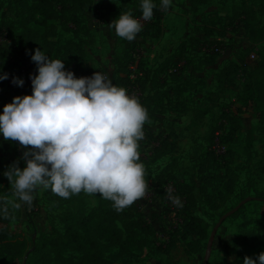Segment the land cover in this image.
I'll use <instances>...</instances> for the list:
<instances>
[{"label": "rangeland", "instance_id": "374dc122", "mask_svg": "<svg viewBox=\"0 0 264 264\" xmlns=\"http://www.w3.org/2000/svg\"><path fill=\"white\" fill-rule=\"evenodd\" d=\"M156 3L159 4V0ZM35 4L37 0H0V30H6L11 41V54L4 59L7 64L0 67V75L9 73L7 79L0 80V112L14 96L31 93L32 89L22 91L12 78L19 72L29 75L37 72V65L31 58L36 48H41L53 59L65 60L67 69L74 67L71 41L77 40L76 33L60 25L58 36L42 38L33 28L35 21L30 18L31 7ZM245 4L254 14L255 21L263 24L264 0H172L162 23L148 32L144 29L147 21L140 15L139 0H94L85 14L82 24H87L90 35L83 31L81 36L91 41L86 46L88 55L101 72L114 82L117 65L137 44L141 48L144 65L140 68L143 74L137 77L138 81L153 89L174 91L175 98L178 97L169 103L163 96L152 101L147 108L149 120L144 125L145 135L139 141L140 160L145 167L148 188L145 196L135 202L142 206L155 227L154 241L157 245L168 242L173 226L182 223L184 218L174 217L164 196L155 191L157 185L153 177L159 172L170 174L172 178L169 182L195 186L197 206L194 212L206 221L208 227V236L202 241L201 250L191 253L186 251V241L182 239H178L177 244L166 253L155 247L144 234L140 248L129 255L119 254L117 246L99 239L107 258L106 264H242L245 255L256 257L264 251V232L259 230L264 225V201L257 199V194L264 192V143L261 133L264 106L247 103L251 97L244 91V72L237 69L240 54L247 50H252V53L257 51L256 44L238 23L241 7ZM129 10L141 18L143 24L132 41L119 37L115 28L108 26L121 11ZM207 38L221 41L222 52L215 58L199 56L200 42ZM250 56L252 60L257 58V54ZM182 57L189 61L187 66L180 67L185 61L176 63ZM175 65L182 69L180 78L170 76V69ZM167 71L169 75L163 81ZM254 98L258 95L254 94ZM230 106L238 110L242 121L237 123L233 139L226 141L223 139L225 134L219 136L215 128L227 120L225 115L229 114ZM217 137L224 143L226 151L230 149L226 155L228 162L221 166L214 164L208 154ZM8 142L11 154L16 159L22 157L26 149L17 141ZM158 146H165L167 151L154 161L152 158L157 154ZM20 162L23 167L25 161L20 159ZM7 166L0 168V183L7 186L0 202L21 204L19 208L9 204L7 216L12 225L20 226L22 238L26 240L23 257L17 264H60L51 251H38V245L45 235L63 232V214L69 208L78 210L79 204L53 200L46 196L47 189L41 187L36 190L37 213L30 217L25 203L18 200L10 180L3 174ZM229 178L233 179L234 186L233 191L227 193ZM203 184L212 197L210 203L201 189ZM86 196L88 209L98 203V194ZM246 198L251 200L218 226L222 216ZM213 203L219 207L213 208ZM252 232L255 234L248 241H242ZM66 255L78 258L81 253L67 250ZM233 257L238 259L234 262Z\"/></svg>", "mask_w": 264, "mask_h": 264}, {"label": "clouds", "instance_id": "9594fccd", "mask_svg": "<svg viewBox=\"0 0 264 264\" xmlns=\"http://www.w3.org/2000/svg\"><path fill=\"white\" fill-rule=\"evenodd\" d=\"M139 4L142 19L150 20L156 0ZM171 4L172 0H159L165 11ZM108 26L132 41L143 24L129 10L121 11ZM31 58L37 65L31 74V93L14 96L0 112L4 140L17 141L26 149L3 173L18 200L30 206L41 187L63 198L83 191L111 200L122 211L144 197L148 182L139 141L149 115L139 97L99 70L77 76L65 67V60L53 59L39 47ZM8 76L3 72L0 80ZM12 82L23 86L25 81L14 76ZM20 159L25 161L23 167ZM170 198L181 205L178 196L170 193ZM9 204L21 207L15 201L0 202V216L8 215ZM242 264H264V251L256 257L245 255Z\"/></svg>", "mask_w": 264, "mask_h": 264}, {"label": "trees", "instance_id": "16d2710c", "mask_svg": "<svg viewBox=\"0 0 264 264\" xmlns=\"http://www.w3.org/2000/svg\"><path fill=\"white\" fill-rule=\"evenodd\" d=\"M93 3L94 0H37V4L31 7L30 18L35 21L33 28L38 31L42 38H52L55 35L58 36L57 31L60 25L66 30L74 34L76 33L77 40L71 41L73 45L71 60L75 66L69 69L74 70L77 76L92 75L97 70L101 71L88 56L86 46L88 44L90 45L91 41L89 42L86 40L88 38L81 36L83 31H85L87 35H90L87 24L82 23H84L83 18L87 11L93 6ZM69 11H72V14H69ZM164 14L165 10L161 9L159 4H157V7L154 9L153 19L144 29L148 32L154 26L161 24ZM238 19V23L242 24L249 39L257 46V58L255 60H252L250 56L252 50H247L237 57V61L239 62L237 69L238 71L242 70L244 72L243 79L246 81L244 91L249 98L251 97L250 101L247 103L250 105L256 104L258 106H264V23L261 24L260 21H255L254 14L246 4L243 8L241 7V13ZM206 44H216L219 48H222L221 41L209 40L208 38L204 39L200 42V46L197 50L199 51V56L215 58L220 54V52L200 53L202 47ZM136 46L137 44L128 51L127 58L117 65L114 83L126 87L129 93L132 92L136 83H139L142 94L138 95V97L146 108H149L152 101L158 98V96L165 97L168 103L177 99L178 97L175 98L174 96V91L159 90L157 88L153 89L152 86L141 84L138 78L133 79L131 77L130 63L133 59L132 51ZM8 54H11V50L8 47L0 48V67L5 63L4 59ZM184 59L186 58H179L176 63H181V61H185ZM6 64L7 63H5V65ZM188 64L189 61L186 60L180 67L187 66ZM143 66L142 63L141 69ZM174 67L175 68L170 69V76H179L180 78L182 69L176 65ZM168 75L169 73L167 71L163 77V81H165ZM15 76H19L25 81L23 86L20 87L22 91L32 89L31 75L19 72ZM153 77L155 76L153 75ZM160 77H162V74ZM254 94L258 95V98H254ZM177 102L178 101H176V103ZM237 111L238 110H235L233 106H230V110H228L229 114L225 115V119H227L225 120L226 123L222 122L215 128V131L222 130L219 136L225 134L223 139L226 141H231L233 139L237 126L242 121ZM262 121L261 133L264 143V116H262ZM157 150V154L152 158L154 161L160 158L163 152L167 151V148H165V146H158ZM229 152L230 149L226 151L222 157H219L216 151L210 148L208 154L214 164L221 166L228 162L226 161V155ZM16 160L14 155L9 151L8 140H4L2 134H0V168L10 165ZM171 178L172 176L168 173L159 172L155 174L153 181L154 184L160 186V188L156 190L159 194H166L163 187L169 183V179ZM172 183L177 189L175 195L178 196L181 201L179 208L182 218H184L182 223L173 226L174 229L170 232V240L158 245L154 241L156 235L155 227L138 202H134L130 206L125 207L122 211H117L113 207V202L111 200L104 199L102 196L98 195V203L88 209L86 202L87 196L83 191L79 194H73L69 198H63L53 193L51 189H47V197L62 202L63 204L76 202L79 204V209L75 210L69 208L65 211L62 217L64 231L45 235L43 241L38 245V251L41 249L51 251L57 256L60 264H106L107 258L101 249L99 239H103L117 246L119 248V254L129 255L140 248L142 244L141 236L145 234V238L148 237L155 247L161 249L163 252L168 253L171 247L177 244L176 241L178 239L186 241L185 249L187 252H199L201 250L202 241L208 236V227L206 221L194 212L197 206V197L194 192L195 186L190 183ZM233 186L234 181L232 178H229L226 182L227 193L233 191ZM6 187V185L0 183V200L3 193L6 191ZM201 189L207 195L209 203L212 202V197L206 190L204 184ZM257 195V199L264 201V192H259ZM212 207L218 208L219 205L213 203ZM25 209L30 217L37 213L38 196L36 190L34 192L32 204L29 206L25 203ZM259 230L264 232V225H261ZM21 232L20 226L18 224L12 225L8 216H0V264H17L23 257L26 240L22 238ZM254 234L255 232H252L242 241H248ZM67 250L78 251L81 253V256L78 258H71L66 255Z\"/></svg>", "mask_w": 264, "mask_h": 264}, {"label": "built area", "instance_id": "2783aa9c", "mask_svg": "<svg viewBox=\"0 0 264 264\" xmlns=\"http://www.w3.org/2000/svg\"><path fill=\"white\" fill-rule=\"evenodd\" d=\"M140 15H142V13ZM151 20H152V18L150 20H146L147 21L146 23L148 24ZM10 42L11 41H10V38L8 37V33L6 32V30H0V48L1 47L10 48ZM213 52H222V48H219L216 44H206L202 47V51L200 53L203 54V53H213ZM132 54H133V59L131 60V63H130L131 77L133 79H136L139 75L143 74L141 69H140L141 64H142V62H141V57H142L141 48L136 46L135 49L132 51ZM255 56H256V52H253L252 57H255ZM182 64H184V63H182ZM24 71H25V69H24ZM131 94H134L137 96L142 94V89H141L139 83H136V85L132 89ZM221 133H222V130H219L217 132L218 135H220ZM217 139H219V137L216 138V142L214 144L213 149L216 151V153L219 157H222V155H224L226 152V148H225L224 143H222L221 141H219ZM159 188H160V186H157L154 189L156 191ZM152 190L153 189H150V192H152ZM163 190L166 192V194L163 196H164V200L167 202L169 210L172 211V213L175 215L174 217H176V218H179V216L181 217L182 214H181L179 205L174 203L173 200L170 198V193H171V196H176L175 192L177 191V189H176L175 185L172 182H169L163 187ZM155 191H153L152 194H155ZM160 195H162V194H160Z\"/></svg>", "mask_w": 264, "mask_h": 264}, {"label": "water", "instance_id": "95a60500", "mask_svg": "<svg viewBox=\"0 0 264 264\" xmlns=\"http://www.w3.org/2000/svg\"><path fill=\"white\" fill-rule=\"evenodd\" d=\"M250 200H251V198H246V199L242 200L237 206H235V207H234L233 209H231L229 212H227L226 214H224V215L222 216L220 222L218 223V226H220V225L222 224V222H223L227 217H229L230 215H232V214H234L235 212H237L243 204L247 203V202L250 201Z\"/></svg>", "mask_w": 264, "mask_h": 264}, {"label": "crops", "instance_id": "0c3cea01", "mask_svg": "<svg viewBox=\"0 0 264 264\" xmlns=\"http://www.w3.org/2000/svg\"><path fill=\"white\" fill-rule=\"evenodd\" d=\"M87 52H88V50H87ZM89 56V55H88ZM96 66V65H95ZM97 67V66H96ZM99 68V67H98Z\"/></svg>", "mask_w": 264, "mask_h": 264}]
</instances>
